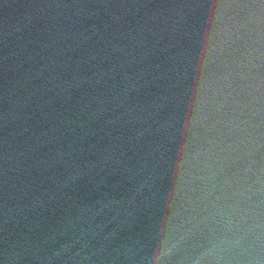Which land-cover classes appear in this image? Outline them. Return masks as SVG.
I'll return each instance as SVG.
<instances>
[{
    "label": "water",
    "instance_id": "1",
    "mask_svg": "<svg viewBox=\"0 0 264 264\" xmlns=\"http://www.w3.org/2000/svg\"><path fill=\"white\" fill-rule=\"evenodd\" d=\"M0 264H264V0H0Z\"/></svg>",
    "mask_w": 264,
    "mask_h": 264
}]
</instances>
